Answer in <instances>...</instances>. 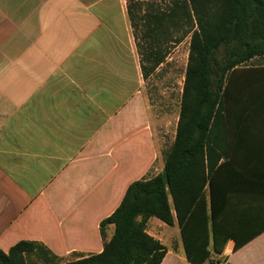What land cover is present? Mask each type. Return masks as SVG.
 Returning a JSON list of instances; mask_svg holds the SVG:
<instances>
[{"label":"crops","instance_id":"crops-1","mask_svg":"<svg viewBox=\"0 0 264 264\" xmlns=\"http://www.w3.org/2000/svg\"><path fill=\"white\" fill-rule=\"evenodd\" d=\"M137 40L126 0H0L1 251L35 242L55 264L101 253L114 233L103 240L101 221L162 162ZM229 88L212 183L235 239L213 259L264 264V70ZM161 264L192 263L179 245Z\"/></svg>","mask_w":264,"mask_h":264},{"label":"trees","instance_id":"trees-1","mask_svg":"<svg viewBox=\"0 0 264 264\" xmlns=\"http://www.w3.org/2000/svg\"><path fill=\"white\" fill-rule=\"evenodd\" d=\"M189 2H175L169 12L148 15L159 27L167 20L173 29L183 26L185 34H191L179 121L163 170L131 183L120 205L101 221L103 240L108 225L114 226L101 253L66 264H161L167 249L147 234L150 218L177 225L185 257L192 264H219L213 257L221 255L227 240L234 238L217 222L212 124L223 111L228 74L264 57V0ZM127 12L135 30L138 18L132 4H127ZM154 62L158 66L163 59L158 56ZM242 245L236 241L234 249ZM38 248L44 247L19 242L7 253L0 250V264H31L29 258Z\"/></svg>","mask_w":264,"mask_h":264},{"label":"rangeland","instance_id":"rangeland-1","mask_svg":"<svg viewBox=\"0 0 264 264\" xmlns=\"http://www.w3.org/2000/svg\"><path fill=\"white\" fill-rule=\"evenodd\" d=\"M189 0H126L132 4L138 18L135 33L141 47L145 75L143 83V98L149 102V116L156 130L155 138L161 151V160L144 179L152 178L163 170L165 155L171 150L176 135L180 116V106L190 55L191 34H185L187 28L173 29L167 20L158 26L148 15L158 12H169L174 3ZM206 3V2H205ZM196 29V28H195ZM144 53V54H143ZM162 58L163 62L156 66L154 60ZM264 70V57L255 58L228 74L226 88L230 90L233 79L250 75L254 71ZM227 99V98H226ZM226 102V100H225ZM149 236L159 241L166 249L176 251L182 246L177 225L168 226L158 219L146 224ZM31 264H55V259L44 248H38L29 258Z\"/></svg>","mask_w":264,"mask_h":264}]
</instances>
